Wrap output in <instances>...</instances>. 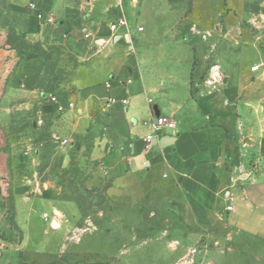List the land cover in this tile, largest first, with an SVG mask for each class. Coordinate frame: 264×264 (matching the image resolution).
<instances>
[{
	"label": "rangeland",
	"instance_id": "374dc122",
	"mask_svg": "<svg viewBox=\"0 0 264 264\" xmlns=\"http://www.w3.org/2000/svg\"><path fill=\"white\" fill-rule=\"evenodd\" d=\"M218 1L69 2L81 8L82 17L89 20L106 7L120 10V16L113 22L110 19V25L126 21L127 8L135 16V26L143 28L138 40H151L147 50L150 66H158L156 73L163 76V68L175 66L170 58L175 50L157 46L188 45L200 50L203 41L216 44V33L205 38L202 30L204 15L221 11ZM261 1L224 0V11L236 13L241 9L251 13V5ZM49 18L37 0H0V35L7 45L16 48L18 56L3 93L9 116L5 124L7 137L11 141L18 136L27 137L34 150L58 145L34 166L13 165L12 177H28L22 184L31 186L32 194L23 192L17 200L12 179L0 182V264H264V238L233 231L219 218L200 227L178 212L175 201L182 198L164 172L141 176L134 189L117 185V173L110 168L111 158L91 160L94 143L87 134H59L56 128L62 118L49 113L47 98L63 96L77 104L83 101L91 53L82 45L80 52H73L49 45L40 36H30L33 21L38 22L40 29L47 24L58 25L56 18L51 23ZM79 28L82 30L83 24ZM81 40L88 39L82 35ZM138 43L134 39L133 45ZM177 50L182 51L174 52L173 59L182 62L184 71L189 53L184 48ZM198 60L196 53V66ZM214 64L208 65L201 80H205ZM192 85L197 90L194 82ZM92 108L96 110L95 106ZM228 137L229 145L243 148L249 138L253 155L245 162L246 167L250 170L255 166L256 176L264 174V154L255 147L256 141L263 138L262 133H229ZM36 199L46 204L41 222L31 210L30 202Z\"/></svg>",
	"mask_w": 264,
	"mask_h": 264
},
{
	"label": "crops",
	"instance_id": "0c3cea01",
	"mask_svg": "<svg viewBox=\"0 0 264 264\" xmlns=\"http://www.w3.org/2000/svg\"><path fill=\"white\" fill-rule=\"evenodd\" d=\"M69 1L37 0L44 15L56 18L58 25L47 24L41 29L36 21L30 25V36H40L49 45L73 52H80L82 45L91 53L84 99L75 103L77 110L59 114L58 105L49 102V113L62 118L56 128L59 134H87L94 143L91 160L111 158L117 185L134 189L141 176L160 175L162 171L182 198L175 201V208L183 216L192 218L200 227L219 218L233 231L263 239L264 174L256 176L254 166L250 170L246 167L245 162L253 155L249 138L243 148L229 145L228 134L262 133L255 147L264 154V68L251 71L254 65L264 63V0L251 5V13L241 9L227 13L224 0L218 1L221 11L207 12L202 30L205 38L215 32L216 44L203 41L200 50L183 45L189 53L184 71L182 62L173 59L174 52L183 48L157 46L175 50L170 57L175 66L163 68V76L157 75L158 66H150L147 50L151 40H138L141 32L127 8L126 26H118L110 25V19L117 20L120 10L106 7L89 20L82 17L81 8L71 6ZM86 34L89 38L82 42ZM134 39L139 42L136 46ZM17 60L16 51L0 35V182L12 179L13 195L18 200L23 192L32 194L33 189L22 184L28 179L25 175L12 177L13 165L34 166L58 145L34 150L27 137L18 136L15 141L7 137L5 124L9 116L3 93ZM212 64L205 80H201ZM193 82L197 90H193ZM108 98H114L116 103L106 108ZM124 99L129 102L126 111L121 105ZM155 106L176 124L175 130L159 139L173 137L164 147L156 141L147 146L144 140L152 132ZM37 200L30 202L31 210L41 222L46 204ZM228 206H232L231 212Z\"/></svg>",
	"mask_w": 264,
	"mask_h": 264
},
{
	"label": "built area",
	"instance_id": "2783aa9c",
	"mask_svg": "<svg viewBox=\"0 0 264 264\" xmlns=\"http://www.w3.org/2000/svg\"><path fill=\"white\" fill-rule=\"evenodd\" d=\"M32 8H34L35 10L37 9L35 4H32ZM38 12H39V14H38L39 15V19H42L43 16L40 15V10H38ZM53 21H54L53 18L50 17L49 18V22L51 23ZM116 25H118V26H126V21L118 20L116 22ZM138 31L142 32L143 28L142 27L138 28ZM85 37H86V39H88L89 35L86 34ZM262 68H264V63L263 64H259V65H254L251 68V71L252 72H259ZM48 101L51 104L58 105V113L59 114H63V113H65L68 110L69 111H76L77 110L76 104L74 102L65 101L64 99H63V101H61L60 97H58V96H50V97H48ZM115 103H116V100L114 98H108L105 107L108 108V107L112 106ZM128 104H129V102H128L127 99H124V100L121 101V105H122L124 111L127 110ZM151 127H152V132L144 138L147 146L152 145L155 141H159V139L162 138L163 136H165L169 131L175 130L176 129V124L172 120L160 115L157 118L156 122L152 123ZM65 143H67V141H65ZM232 209H233L232 206H228V208H227V210L229 212H231ZM45 219L47 220V218H45Z\"/></svg>",
	"mask_w": 264,
	"mask_h": 264
},
{
	"label": "water",
	"instance_id": "95a60500",
	"mask_svg": "<svg viewBox=\"0 0 264 264\" xmlns=\"http://www.w3.org/2000/svg\"><path fill=\"white\" fill-rule=\"evenodd\" d=\"M153 114H154V122H156L157 118L161 115L160 110L157 106L153 108ZM172 140H173V137L168 136V137H165L162 141H156V144L159 147H164L168 145ZM53 225L57 227L55 223Z\"/></svg>",
	"mask_w": 264,
	"mask_h": 264
},
{
	"label": "trees",
	"instance_id": "16d2710c",
	"mask_svg": "<svg viewBox=\"0 0 264 264\" xmlns=\"http://www.w3.org/2000/svg\"><path fill=\"white\" fill-rule=\"evenodd\" d=\"M12 48V47H11ZM12 49H14L15 51H16V53H17V50H16V48H12ZM12 192H13V190H12Z\"/></svg>",
	"mask_w": 264,
	"mask_h": 264
}]
</instances>
